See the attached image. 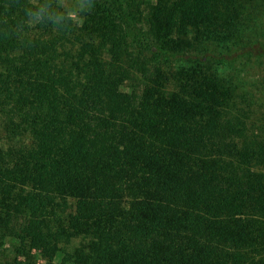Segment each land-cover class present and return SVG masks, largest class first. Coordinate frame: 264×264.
Masks as SVG:
<instances>
[{"label":"trees","instance_id":"obj_1","mask_svg":"<svg viewBox=\"0 0 264 264\" xmlns=\"http://www.w3.org/2000/svg\"><path fill=\"white\" fill-rule=\"evenodd\" d=\"M77 3L0 0V264H264V0Z\"/></svg>","mask_w":264,"mask_h":264},{"label":"rangeland","instance_id":"obj_2","mask_svg":"<svg viewBox=\"0 0 264 264\" xmlns=\"http://www.w3.org/2000/svg\"><path fill=\"white\" fill-rule=\"evenodd\" d=\"M64 9L68 10V14L74 16L78 7L77 0H60ZM264 22V20H263ZM258 41H264V23H261L253 35ZM242 62V61H241ZM235 63L226 69V72L231 77L235 78L238 84V92L241 94L253 93L257 97L263 99L264 96V56L257 59L248 60L245 62ZM264 108L258 110L263 113ZM37 264H43L39 261Z\"/></svg>","mask_w":264,"mask_h":264}]
</instances>
